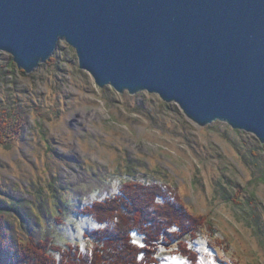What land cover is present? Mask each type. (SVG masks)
I'll return each mask as SVG.
<instances>
[{"label":"rangeland","instance_id":"obj_1","mask_svg":"<svg viewBox=\"0 0 264 264\" xmlns=\"http://www.w3.org/2000/svg\"><path fill=\"white\" fill-rule=\"evenodd\" d=\"M13 64L0 51V215L14 245L90 252L97 222L81 210L139 180L207 224L193 264H264V144L252 133L199 126L147 90L101 88L64 41L31 73ZM164 249L159 264H192Z\"/></svg>","mask_w":264,"mask_h":264},{"label":"water","instance_id":"obj_2","mask_svg":"<svg viewBox=\"0 0 264 264\" xmlns=\"http://www.w3.org/2000/svg\"><path fill=\"white\" fill-rule=\"evenodd\" d=\"M62 41L99 87L147 90L264 144V0H0V51L18 68Z\"/></svg>","mask_w":264,"mask_h":264},{"label":"trees","instance_id":"obj_3","mask_svg":"<svg viewBox=\"0 0 264 264\" xmlns=\"http://www.w3.org/2000/svg\"><path fill=\"white\" fill-rule=\"evenodd\" d=\"M130 182L121 186L118 194L81 210L97 222L85 236L93 244L88 253L78 245L58 244L48 238L16 246L7 239L8 224L0 215V264H159L160 249L170 247L193 264V241L200 227L207 228V224L192 218L178 199H163L159 187L139 180ZM133 239L138 243H131ZM141 243L146 247L141 248Z\"/></svg>","mask_w":264,"mask_h":264},{"label":"snow or ice","instance_id":"obj_4","mask_svg":"<svg viewBox=\"0 0 264 264\" xmlns=\"http://www.w3.org/2000/svg\"><path fill=\"white\" fill-rule=\"evenodd\" d=\"M172 231H175V229H172ZM131 235L134 237L136 234H135V233H132ZM131 243H133V244H137L138 241H137L136 239H133V240L131 241ZM139 246H140L141 248H144V247H146V244L141 243V244H139ZM164 250H165L164 248H161V249H160L161 252H163ZM169 250H171V249H169ZM209 255H210V254H209ZM140 258L143 259V257H140ZM165 259L176 260L177 257H170V258H165Z\"/></svg>","mask_w":264,"mask_h":264}]
</instances>
